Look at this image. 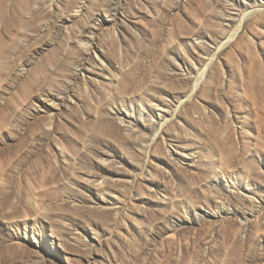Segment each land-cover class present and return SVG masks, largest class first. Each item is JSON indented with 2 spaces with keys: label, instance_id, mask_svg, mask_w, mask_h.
I'll use <instances>...</instances> for the list:
<instances>
[{
  "label": "rangeland",
  "instance_id": "rangeland-1",
  "mask_svg": "<svg viewBox=\"0 0 264 264\" xmlns=\"http://www.w3.org/2000/svg\"><path fill=\"white\" fill-rule=\"evenodd\" d=\"M0 264H264V0H0Z\"/></svg>",
  "mask_w": 264,
  "mask_h": 264
},
{
  "label": "bare ground",
  "instance_id": "bare-ground-1",
  "mask_svg": "<svg viewBox=\"0 0 264 264\" xmlns=\"http://www.w3.org/2000/svg\"><path fill=\"white\" fill-rule=\"evenodd\" d=\"M245 17V16H244ZM95 53H96V51H95Z\"/></svg>",
  "mask_w": 264,
  "mask_h": 264
}]
</instances>
